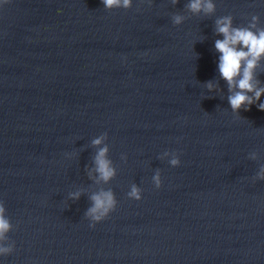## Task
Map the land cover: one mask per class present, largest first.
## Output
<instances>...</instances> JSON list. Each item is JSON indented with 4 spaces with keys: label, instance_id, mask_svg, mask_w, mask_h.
Masks as SVG:
<instances>
[{
    "label": "water",
    "instance_id": "water-1",
    "mask_svg": "<svg viewBox=\"0 0 264 264\" xmlns=\"http://www.w3.org/2000/svg\"><path fill=\"white\" fill-rule=\"evenodd\" d=\"M188 2L0 8V264H264V112L232 111L215 49L221 17L264 29V0H213L212 15ZM255 77L264 87V58ZM108 191L117 207L90 227L91 197Z\"/></svg>",
    "mask_w": 264,
    "mask_h": 264
},
{
    "label": "clouds",
    "instance_id": "clouds-1",
    "mask_svg": "<svg viewBox=\"0 0 264 264\" xmlns=\"http://www.w3.org/2000/svg\"><path fill=\"white\" fill-rule=\"evenodd\" d=\"M11 0H0V8L8 5ZM143 3L144 0H141ZM151 6L152 0H148ZM179 0H172L173 4ZM104 8L108 11L114 9L128 10L132 7V0H101ZM188 11L193 14L212 15L215 12L213 0H189ZM183 17L175 15L172 17L173 24L180 25ZM259 17L252 16V23L248 27H233L232 17L225 16L216 20V32L223 37L215 41V49L220 54L218 69L221 79L227 85L230 95L228 104L232 111L237 115L243 111H249L253 104H258V109L264 112V103H258L264 95V87H258L259 81L256 80L255 70L259 66L261 58H264V29H258ZM255 29V31L253 30ZM206 87L212 90L214 85L211 81L207 82ZM251 94V95H249ZM104 136L92 141L93 146H100ZM107 147L99 148L94 163L95 171L99 174V179L108 182L114 177L115 171L111 166V161L106 158ZM178 155H174L170 160L172 167L180 166ZM260 179H264V168H261ZM153 183L157 189L161 187L160 173L153 177ZM80 193L72 194L73 199H78ZM131 200L140 201L142 198L141 190L135 185L128 193ZM93 206L86 213L87 219L91 222L90 227L104 221L110 213L115 211L117 202L111 191L101 192L91 197ZM5 207L0 203V241L5 239V234L11 229V222L4 215ZM12 251L10 247L0 246V254H8Z\"/></svg>",
    "mask_w": 264,
    "mask_h": 264
}]
</instances>
